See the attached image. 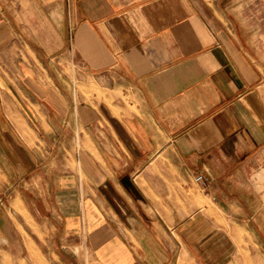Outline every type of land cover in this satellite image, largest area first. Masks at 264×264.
<instances>
[{"label":"crops","instance_id":"0c3cea01","mask_svg":"<svg viewBox=\"0 0 264 264\" xmlns=\"http://www.w3.org/2000/svg\"><path fill=\"white\" fill-rule=\"evenodd\" d=\"M9 257L264 264V0H0Z\"/></svg>","mask_w":264,"mask_h":264},{"label":"rangeland","instance_id":"374dc122","mask_svg":"<svg viewBox=\"0 0 264 264\" xmlns=\"http://www.w3.org/2000/svg\"><path fill=\"white\" fill-rule=\"evenodd\" d=\"M28 259L27 257H9V258H0V264H50V259L41 257L36 259ZM46 262V263H45Z\"/></svg>","mask_w":264,"mask_h":264},{"label":"built area","instance_id":"2783aa9c","mask_svg":"<svg viewBox=\"0 0 264 264\" xmlns=\"http://www.w3.org/2000/svg\"><path fill=\"white\" fill-rule=\"evenodd\" d=\"M195 179H196L197 181H199V180H203V176H202L201 174H198V175L195 177Z\"/></svg>","mask_w":264,"mask_h":264},{"label":"bare ground","instance_id":"6f19581e","mask_svg":"<svg viewBox=\"0 0 264 264\" xmlns=\"http://www.w3.org/2000/svg\"><path fill=\"white\" fill-rule=\"evenodd\" d=\"M46 263V262H45Z\"/></svg>","mask_w":264,"mask_h":264}]
</instances>
